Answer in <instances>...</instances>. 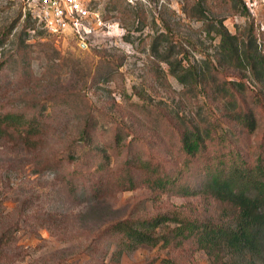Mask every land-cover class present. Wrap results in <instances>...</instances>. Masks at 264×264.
Wrapping results in <instances>:
<instances>
[{"label": "rangeland", "instance_id": "rangeland-1", "mask_svg": "<svg viewBox=\"0 0 264 264\" xmlns=\"http://www.w3.org/2000/svg\"><path fill=\"white\" fill-rule=\"evenodd\" d=\"M204 1L199 19L194 0H100L103 23L81 41L67 31L50 34L27 0H0V111L44 119L29 137L26 129L0 130V264H231L195 237L112 258L117 221L176 214L218 223L232 216L227 203L183 195V185L200 188L205 166L235 158L264 167V114L252 132L238 117L246 104L259 110L258 99L226 94L229 82H242L264 102V84L224 61L217 33L221 22L239 38L251 26L264 50V0L238 7ZM90 121L98 150L71 177L56 158L89 148ZM185 124L208 132L205 156L185 155L178 133ZM126 162L133 188L124 182ZM101 164L109 172L104 180ZM167 172L177 181L167 189L152 184Z\"/></svg>", "mask_w": 264, "mask_h": 264}, {"label": "trees", "instance_id": "trees-1", "mask_svg": "<svg viewBox=\"0 0 264 264\" xmlns=\"http://www.w3.org/2000/svg\"><path fill=\"white\" fill-rule=\"evenodd\" d=\"M240 2V0H232L233 5H237L236 7ZM194 6H196L197 18L204 19L206 1L194 0ZM217 33L221 36L224 61L229 65L247 69L257 83L264 84V50L258 43L253 28L249 26L248 32L239 38L237 34H231L221 22ZM197 76L199 75L196 74ZM179 78L182 79L183 75H179ZM229 85L233 90L228 91L229 89L226 88V94L228 92L230 95L234 92L242 93L251 99H258L259 110L246 104L239 109L240 115L238 114L243 126L249 129V132L254 131L257 126V113L264 114L262 95H258V92L253 90L246 91V84L242 82L236 84L231 81ZM43 120L37 116L27 117L26 114L20 112L0 111V130L26 129L25 137H29L30 133L36 134L42 131ZM91 124V121L87 123L84 136L85 145L89 148L80 157L71 150L56 158V162L61 163L62 168L66 166L70 169L71 177H77L82 165H86L88 158L94 157L98 150V145L92 146L96 131L91 128ZM186 124L184 128L181 126V131L178 132L185 155L190 158L205 156V143L208 138L206 133L208 132L204 134L199 128L189 127ZM230 162V165L226 162H219L216 168L212 165L205 166L201 174L200 188L192 190L190 186L183 185L182 190L183 195L190 191L193 194H201L205 198L213 197L222 203H227L232 207V216L227 214L225 220L218 223H214L211 219H191L176 214L171 217L154 216L117 221L110 226L114 235L119 236L112 258L119 261L125 249H132L139 245L161 243L162 246H170L195 237L199 246L205 248L209 254L224 251L231 264H264V167L260 164L250 168L235 158ZM70 165L73 166L70 167ZM103 167L102 164L99 165L101 171H104ZM125 167L124 182H129V188H133L135 186L134 172L128 162ZM108 173L105 170L100 178L107 179ZM74 181L69 178V187H73L71 182ZM176 181L174 178L171 179L167 172L159 178V184L158 182H152V184L167 189L170 182ZM170 221L175 224L172 226ZM168 264L175 263L168 260Z\"/></svg>", "mask_w": 264, "mask_h": 264}, {"label": "built area", "instance_id": "built-area-1", "mask_svg": "<svg viewBox=\"0 0 264 264\" xmlns=\"http://www.w3.org/2000/svg\"><path fill=\"white\" fill-rule=\"evenodd\" d=\"M34 19L50 34L70 32L84 41L103 23L96 6L100 0H27ZM131 4L146 0H125ZM112 27L113 25H106Z\"/></svg>", "mask_w": 264, "mask_h": 264}]
</instances>
